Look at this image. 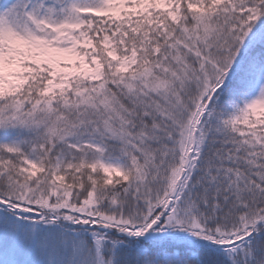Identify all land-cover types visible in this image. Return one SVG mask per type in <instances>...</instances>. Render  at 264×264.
Listing matches in <instances>:
<instances>
[{
  "label": "snow or ice",
  "instance_id": "6c2138e0",
  "mask_svg": "<svg viewBox=\"0 0 264 264\" xmlns=\"http://www.w3.org/2000/svg\"><path fill=\"white\" fill-rule=\"evenodd\" d=\"M0 264H264V0H0Z\"/></svg>",
  "mask_w": 264,
  "mask_h": 264
}]
</instances>
